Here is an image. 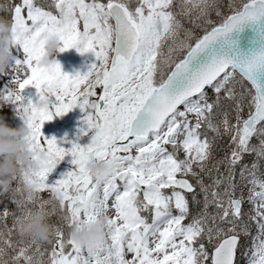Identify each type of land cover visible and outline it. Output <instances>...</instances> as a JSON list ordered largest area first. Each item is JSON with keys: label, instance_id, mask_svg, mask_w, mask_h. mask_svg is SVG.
Here are the masks:
<instances>
[{"label": "snow or ice", "instance_id": "6c2138e0", "mask_svg": "<svg viewBox=\"0 0 264 264\" xmlns=\"http://www.w3.org/2000/svg\"><path fill=\"white\" fill-rule=\"evenodd\" d=\"M47 7L55 11L35 0L11 9L22 57L14 65L23 75L12 73L17 94L9 100L10 85L0 90V105L17 106L44 158L34 157L39 166L24 178L37 184L38 198H12L15 211L0 206V264H238V255L264 264V0H49ZM49 32L59 34V52H92L97 62L74 75L58 62L41 68ZM28 86L49 98L46 110L25 103ZM74 107L84 113L78 131L91 133L89 143L43 136L44 122ZM66 155L74 167L47 183ZM89 160L118 167L93 177ZM35 207L61 213L43 250L16 232ZM100 213L108 216L101 247L84 249L65 234Z\"/></svg>", "mask_w": 264, "mask_h": 264}, {"label": "clouds", "instance_id": "9594fccd", "mask_svg": "<svg viewBox=\"0 0 264 264\" xmlns=\"http://www.w3.org/2000/svg\"><path fill=\"white\" fill-rule=\"evenodd\" d=\"M4 7V6H0ZM15 45L11 24L0 18V75L7 74L6 70L15 74L17 79L23 75V69L14 64L10 67V49ZM60 36L56 32H49L44 39V52L38 59L41 68H49L55 60L54 53L62 47ZM9 95L11 100L17 94L16 85L9 81ZM2 95V93H0ZM46 95L35 100L30 107L37 110H46L49 105ZM32 129L27 122L17 128L9 127L0 117V196L9 194L18 203L24 204L37 199V184L30 180H24L39 166L43 160V154L35 151V143L29 139ZM37 155L40 160L34 159ZM86 168L93 177L103 178L112 174L118 167L116 163L103 160H89ZM17 180L18 186L13 188L12 181ZM21 181H24L21 183ZM59 192H53L49 200L56 202L61 199ZM18 236L37 240L41 243L49 241L54 235V225L49 223L47 210L35 207L16 222ZM108 233V216L104 213L97 215L91 222L80 226H73L69 232L71 240L84 249L101 247Z\"/></svg>", "mask_w": 264, "mask_h": 264}, {"label": "rangeland", "instance_id": "374dc122", "mask_svg": "<svg viewBox=\"0 0 264 264\" xmlns=\"http://www.w3.org/2000/svg\"><path fill=\"white\" fill-rule=\"evenodd\" d=\"M10 67L12 64H14V59H21V55L18 54L17 49L15 47L10 49ZM55 60L58 62L61 66V70L63 73L74 75L76 72H80L83 74L87 71L88 66L92 63H96V58L92 52L87 53H79L75 48L68 49L64 52H55L54 53ZM7 74L3 77L4 82V90L9 86V81L13 79V74L6 70ZM21 95L24 96L25 103H27V99H32L33 102L37 99L35 96V89L31 88L30 86L26 87L22 92ZM54 99V98H53ZM9 108L12 111V116L15 122V126L20 127L23 123L22 119L17 113V106L12 103H8ZM83 115L84 113L81 112L79 107H74L72 110L67 112L66 114H63L61 116H54L51 121H46L42 125L41 132L44 137L46 138H55L58 143L62 139H66L69 141H75L79 143L81 146L87 144L90 142L91 139V133L89 132L87 135L80 136L79 129L83 126ZM80 136L79 140H76V137ZM253 143H256L255 140H253ZM60 146L69 148L71 145L64 143ZM72 157L69 155H66L53 169V171L49 174L47 183L52 184L57 179L60 178L62 173H66L70 169L74 167V165L71 164ZM13 188L18 186V181L14 180ZM43 198L45 197V194L43 193ZM9 209L15 211L16 205L10 201L8 204ZM31 207V205H29ZM18 214V213H17ZM240 264H246V260L244 257L240 256Z\"/></svg>", "mask_w": 264, "mask_h": 264}, {"label": "trees", "instance_id": "16d2710c", "mask_svg": "<svg viewBox=\"0 0 264 264\" xmlns=\"http://www.w3.org/2000/svg\"><path fill=\"white\" fill-rule=\"evenodd\" d=\"M14 4H15L14 0H0V6H4V7H0V18L6 20L8 22L9 19H10V14H11V5H12V8H13ZM3 77H4V75H0V90H2ZM0 117L3 118L4 122L9 127L14 128L13 119L11 117V114H10L9 110H8L7 104L0 105ZM252 159H253L252 156H247L246 157L247 161H251ZM262 171H264V169H262ZM262 178H264V177H262ZM4 196H0V197L3 198ZM245 207H247V205H245ZM247 209H248V207H247ZM7 223L9 224V226H11L12 220L8 218ZM49 223L52 224V225H61V224H59V221H58L56 213L49 218ZM186 223H187V221H186ZM253 233H255L254 229H253ZM42 244L43 245L45 244V246H46V242L42 243Z\"/></svg>", "mask_w": 264, "mask_h": 264}]
</instances>
